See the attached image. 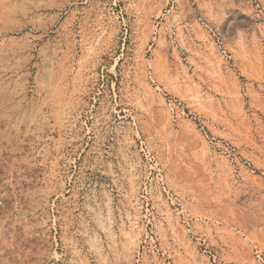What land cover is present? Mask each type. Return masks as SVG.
Wrapping results in <instances>:
<instances>
[{
	"label": "rangeland",
	"instance_id": "374dc122",
	"mask_svg": "<svg viewBox=\"0 0 264 264\" xmlns=\"http://www.w3.org/2000/svg\"><path fill=\"white\" fill-rule=\"evenodd\" d=\"M0 264H264V0H0Z\"/></svg>",
	"mask_w": 264,
	"mask_h": 264
}]
</instances>
